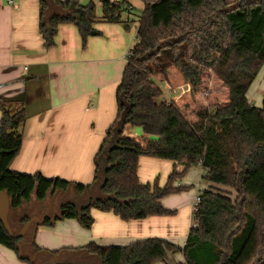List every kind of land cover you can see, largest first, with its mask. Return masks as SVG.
<instances>
[{
    "label": "trees",
    "instance_id": "obj_1",
    "mask_svg": "<svg viewBox=\"0 0 264 264\" xmlns=\"http://www.w3.org/2000/svg\"><path fill=\"white\" fill-rule=\"evenodd\" d=\"M51 1L56 6L53 14L49 0H40L44 47L54 46L59 25L66 23L75 24L86 41L94 31L95 3ZM141 1L145 8L136 42L116 91L117 115L96 154L91 183L12 170L27 115L25 108L12 112L3 107L0 191L9 194L11 208L18 210L14 231L28 221L30 216L19 210L32 199L46 202L72 184L81 194L92 187L104 166L100 157L111 148L107 180L95 189V197L87 194L90 205L63 204L44 224L74 218L89 229L94 223L92 208L112 211L127 221L171 215L174 211L163 206L162 198L186 190L175 182L198 165L210 185L200 193L183 247L150 237L125 246L89 242L74 250L86 249L104 264H154L177 252L183 253L186 264H264V99L262 106H255L247 96L264 65V0ZM100 2L105 21L123 22V3ZM162 83L172 91L169 99ZM126 125L141 127L144 143L126 135ZM141 156L175 162L164 186L157 180H139ZM30 238L31 232L10 236L0 221V244L37 264L19 254L20 242ZM32 249L42 257L66 250L41 248L36 242Z\"/></svg>",
    "mask_w": 264,
    "mask_h": 264
},
{
    "label": "crops",
    "instance_id": "obj_2",
    "mask_svg": "<svg viewBox=\"0 0 264 264\" xmlns=\"http://www.w3.org/2000/svg\"><path fill=\"white\" fill-rule=\"evenodd\" d=\"M89 1L96 6L95 33L83 41L75 24H61L54 46L45 48L39 31L40 0H15L14 5L0 0V119L4 106L12 112L25 108L27 115L22 146L11 163L14 171L40 172L46 177L82 184L94 180L95 157L116 118L117 87L127 54L136 42L137 29L133 30L130 23L138 25L145 6L141 0H111L123 3L127 9L121 14L123 22H108L104 20L100 0H86V3ZM49 6V13L53 14L56 6L51 0ZM139 128L126 125L125 134L138 137L143 131ZM140 136L144 138L143 132ZM175 166L172 160L141 156L139 180L142 183L157 180L162 187ZM181 168L177 165V169ZM204 173L202 165L190 168L175 182L187 189L162 198L163 206L174 211L171 215L127 221L112 211L92 208L94 223L91 228H84L78 219H59L51 225L39 226L35 242L49 250L72 251L89 242L125 246L157 237L183 247L193 225L194 199L202 192ZM209 185L208 182L207 187ZM53 197L50 215L53 216L61 207L59 191L50 195L46 202L32 199L19 212L40 215ZM17 214L18 210L12 209L9 215L14 229L18 226ZM62 252L65 263L101 264L95 256L84 260ZM51 262L54 263L52 259ZM0 264L30 263L0 244ZM154 264H186V259L181 252L168 253Z\"/></svg>",
    "mask_w": 264,
    "mask_h": 264
},
{
    "label": "water",
    "instance_id": "obj_3",
    "mask_svg": "<svg viewBox=\"0 0 264 264\" xmlns=\"http://www.w3.org/2000/svg\"><path fill=\"white\" fill-rule=\"evenodd\" d=\"M92 33H95V32L93 31ZM110 150L111 148L105 150L104 155L100 157V159L104 162V166L101 168L100 170L101 175L99 179L95 182V184L92 187L88 188L82 194L77 191L75 184H72L71 186H69L66 191H63V190L60 191L61 197L64 199V202H62L61 205L71 203L79 208L90 205L91 199L87 198L85 200L86 204H82L83 202L80 204L78 203L76 198L78 200H82L85 198L87 194H94L95 189L97 187L100 188L105 183V181L107 180V175H106L107 170L110 167L108 164V160H107V156ZM71 192L75 193V197L71 198V201H69L68 199H66V197ZM56 193L57 192H55V194ZM54 197L48 202V205L45 207L44 212L42 214L30 216L28 221L24 223L18 231H14V228L12 227L10 220H9V215L12 209L10 196L6 191H0V221L2 222L8 234L12 237L19 238V237H24L26 234L31 232V238L29 240H22L18 246L19 254L21 258L29 260L30 262H35L40 256L41 251H36L33 254H26L24 252V247L32 246L33 243L35 242L36 233L38 231L39 226L44 225L47 218L50 217V212L52 211V208H53ZM62 253L63 252H59L58 254H52V253L50 254L51 259L54 261V264H72V263H65L62 261V255H63ZM65 253L69 257L80 256L81 258H84V259L94 256L86 249H79V250H72V251L65 250ZM95 257L99 258V256L97 255ZM100 263L104 264L103 261H100ZM44 264H49V263L46 262Z\"/></svg>",
    "mask_w": 264,
    "mask_h": 264
},
{
    "label": "rangeland",
    "instance_id": "obj_4",
    "mask_svg": "<svg viewBox=\"0 0 264 264\" xmlns=\"http://www.w3.org/2000/svg\"><path fill=\"white\" fill-rule=\"evenodd\" d=\"M85 4H86V0H84ZM131 24V28L134 30L135 27H137V25L135 26V24L132 22ZM162 88L164 89V95L165 98H170L171 96V92L169 91L168 87L162 83L161 84ZM249 99L251 102L254 103L255 106H262L263 103V99H264V65L261 68L258 76L256 77V79L254 80L251 88L249 89ZM176 93H178L177 91H174ZM139 128V127H137ZM140 132H141V128H139ZM143 132V131H142ZM142 132L139 134V136H134L133 138H135L137 140L138 143H144V138L141 137L140 135H142ZM131 136V135H130ZM207 180L202 179V183H201V188L200 190L202 191L203 189L207 188ZM95 197V196H94ZM84 203H86V201H84ZM82 203V204H84ZM53 210V208H52ZM53 211H51L50 213H52ZM193 223H194V219H193ZM16 224H14L15 226Z\"/></svg>",
    "mask_w": 264,
    "mask_h": 264
},
{
    "label": "flooded vegetation",
    "instance_id": "obj_5",
    "mask_svg": "<svg viewBox=\"0 0 264 264\" xmlns=\"http://www.w3.org/2000/svg\"><path fill=\"white\" fill-rule=\"evenodd\" d=\"M55 194V193H54ZM93 197H94V194H91ZM91 195H89V196H91ZM62 198V197H61ZM71 198H73V193L71 192L67 197H66V199H68L69 201H71ZM88 198V195H86L85 196V198L84 199H82V200H78L77 198H76V200L78 201V203H84V201L86 200ZM62 201H61V203L62 202H64V199L62 198L61 199ZM61 203H60V206H62L61 205ZM48 205V204H47ZM45 209V208H44ZM44 212V211H43ZM42 212V213H43ZM50 215H51V213H50ZM16 228V227H15ZM20 228V226L18 227V229ZM24 250H28V251H31L30 253L31 254H33L34 252H36L37 250H35V249H32L31 247H28V246H25L24 247ZM50 257V256H49ZM48 256L46 257V256H43V257H38V259L36 260L37 261V263H39V262H41V263H45V262H48V261H50L49 262V264H52L53 262H51V259L49 258ZM80 257V256H79ZM84 259V258H83ZM85 260V259H84Z\"/></svg>",
    "mask_w": 264,
    "mask_h": 264
},
{
    "label": "built area",
    "instance_id": "obj_6",
    "mask_svg": "<svg viewBox=\"0 0 264 264\" xmlns=\"http://www.w3.org/2000/svg\"><path fill=\"white\" fill-rule=\"evenodd\" d=\"M80 1H84V0H80ZM8 4L10 5H14L15 3V0H7ZM201 201V198H200V194H198L195 199H194V205H193V209L194 211L197 209V205L199 204V202Z\"/></svg>",
    "mask_w": 264,
    "mask_h": 264
}]
</instances>
